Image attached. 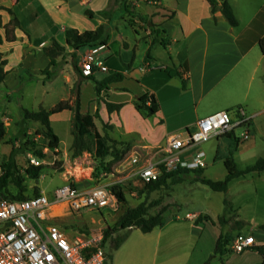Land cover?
<instances>
[{"label": "crops", "instance_id": "1", "mask_svg": "<svg viewBox=\"0 0 264 264\" xmlns=\"http://www.w3.org/2000/svg\"><path fill=\"white\" fill-rule=\"evenodd\" d=\"M130 1V5L124 7L120 0H0V7L11 10L20 25L14 30L16 40L13 43L4 41L0 45V53L6 60L5 77L0 84L1 121L9 125L15 119L23 120L22 111L28 109L14 105V101L22 96L25 83L38 82L44 89L41 91L43 95L46 93L45 83H54L63 91L59 102L72 101L78 94L80 113L94 114L98 109L100 120H95L96 126L98 121L113 126L112 131L118 130L122 136H134L131 138L149 152L163 147L173 136L186 139L188 132L195 131L196 121L203 117L229 110L235 119V109L243 108L250 118L249 141L237 143L233 138L231 142V137H227L224 143L227 156L219 155V145L213 157L223 163L229 159L236 166V159L254 152L256 139L261 134L258 124L264 125V54L259 46V40L264 37V0H228L238 21L236 27H230L219 10L212 14L206 0ZM21 4L24 7L17 12ZM28 10V15H24ZM11 18L7 11L0 10L2 27ZM99 26L108 28L107 43L97 47L96 54L107 71L93 69L91 74H86L82 72L81 54L89 49L73 52L66 45L65 32L74 29L83 33ZM2 27L0 34L3 36ZM127 27L134 33L132 36L128 35ZM51 40L65 49V58L55 59L54 66H50L43 51ZM53 67L58 69L57 73H51L50 77L42 74ZM166 72L169 78L162 74ZM112 74H121L122 80L108 84L107 89L101 91L98 103L96 83ZM144 95H153L157 101L158 112L152 119L142 118L134 107V101ZM40 101L41 97H34L31 103L35 109L29 111L38 110L42 106ZM106 102L122 107L108 113ZM58 103H52L45 110ZM56 115L66 116L71 123L70 111L52 116ZM71 144L72 140L67 144L65 154H61L59 140L56 156L47 145L45 148L53 158L60 153L65 161L71 156ZM195 147L184 151L181 158L191 159ZM231 150L234 151L230 155ZM226 175L227 171L224 178ZM261 175L264 171L230 180L226 196L232 183L248 177L259 179ZM112 183L116 182L100 185ZM25 185L28 195V189L35 184L31 183L28 188L25 181ZM41 193H44L42 189ZM224 214L227 223L220 225L217 219ZM204 215H208L214 224L195 225L198 215L186 214L184 218L178 215L167 217L163 227L147 234L138 229L129 230L122 244L110 252L111 264H213L218 261L229 264L224 263L228 254L220 260L214 255V249L219 235L226 236L230 231H233L231 236H226L229 243L237 234L252 235L255 239L254 247L235 254L253 255L246 256L242 264L262 263L257 249L264 246V231L260 229L264 226L263 221L245 216L241 206L231 201L222 209L221 215ZM236 222L242 224L235 226L236 230H230ZM209 227H219V231L206 232Z\"/></svg>", "mask_w": 264, "mask_h": 264}, {"label": "rangeland", "instance_id": "2", "mask_svg": "<svg viewBox=\"0 0 264 264\" xmlns=\"http://www.w3.org/2000/svg\"><path fill=\"white\" fill-rule=\"evenodd\" d=\"M120 1H122V5L124 7H128L130 2H132L130 0L128 3V0ZM148 1L153 0H146V2ZM23 7L24 4H21L17 8V12L22 10ZM28 12L30 11L28 10L24 13V15L27 16ZM22 14L23 13H20V15ZM117 16L118 15L114 17ZM126 31H128L129 36L134 34L129 27H127ZM81 55L84 56L85 52H82ZM62 64L64 63L62 62ZM46 70L47 72L53 74L58 71L56 67H53L51 70ZM89 83L93 86L91 82ZM55 86L57 85H54V83H45L46 93L43 95L41 91L44 89L41 84H38L36 81L27 82L25 83V86H23L22 96L18 101H14V105H22V107L28 110H31V108L35 109V106L31 102L34 97L38 96L42 99L39 104L42 105L40 107L46 109V107L48 108L52 103H58L60 96L63 94L62 89ZM96 123L98 126L97 128L101 131V124L98 121ZM258 125L261 134L256 139L257 147L254 152L248 153L245 156L236 159V168L240 171L253 165L259 158L264 157V125ZM5 126L6 135L0 140V166L6 161L8 151L14 148L17 152L16 162L23 172V170L27 167V163H29L30 156L33 157L32 153H28L26 148L23 147L26 140L34 141L37 148L42 150L43 153L48 156L41 160L33 157L38 163H40L39 166L41 167V170L37 181L31 182L29 179L25 180L28 188L31 187V183L35 184V187L31 190L28 189L29 194L27 196L34 194L33 191L35 188H37L39 193H41L42 189L44 193L48 194L64 184H70L78 189H86L100 184L117 182V180H120L122 177H126V175L130 173L131 170L129 169V161L134 154L145 155L147 153V151L140 146V143L136 141L135 138H131L134 136H122L118 134L117 130L111 131L109 134L112 139L119 142V144L115 145L118 151L122 153L119 160L114 161L110 156H108L103 161H100L88 154L85 156L83 154L81 158L71 159V157H68L64 161L61 154H65L67 151V144L72 140V136L70 134L71 126L66 116L56 115L51 117V127L60 140L59 148L62 152L61 154L59 153L57 158H53L51 156V152L45 148L47 143L46 140H44L42 136H36V131L39 132L41 130V126L39 124L15 119L14 122ZM243 130L244 129L242 127L236 128L230 141L232 142L233 138L238 139ZM227 140V137H221L219 139L213 137L200 143L197 147L192 149V153L194 152V154L196 151L204 152L205 154L204 168H196L203 170L202 176L204 178L213 181H221L224 179V175L226 173L224 164L222 160L216 161L213 157L219 145V155L224 158L227 156L226 146L224 145ZM247 141L249 140L243 142ZM243 142L239 140L237 141V143ZM233 151L234 150H231L230 155ZM182 178L183 181L180 184L171 185L169 188L164 187L163 189L155 191L149 195L144 194L141 196L136 192L127 194L126 202L121 204L120 209L115 213H109L106 211L97 212L95 210H83L78 213H71L67 211L61 212L62 207H59V209L54 210L55 212H53L52 216L55 217L51 218L50 223L66 230L69 235L89 237L102 233L107 226L113 227L125 210L136 207L141 202H145L147 205H152L151 212L167 207L168 210L166 212V217L178 215L184 218L186 214L199 215L204 213L217 217L218 215H221L222 209L227 207L229 201L239 204L241 206V211L245 216L254 221L260 220L264 222V175H261V178L259 179L255 177L251 179L248 177L245 180L242 179V181L232 183L229 186L228 196H226L225 193L214 192L207 186L197 182L196 177L193 174H187ZM142 186L143 185L139 183L132 184L133 188L141 189ZM12 191L15 193L14 188H12ZM226 198L228 200H226ZM222 217L227 223L225 214L222 215ZM235 226H238V222L234 223L232 226L234 228L230 230H236ZM208 230L219 231V227L214 229L209 227L205 231L208 232ZM125 233L126 231L124 230L117 231L110 239H108L103 246L106 257L107 254H110L112 251L114 240L124 236ZM232 233L233 231H230L226 234V236L230 237ZM261 248L264 249V246H261ZM246 256L253 255L248 253L242 254L241 256L228 254L224 263L227 261L229 264H242V260ZM111 259L112 257L107 258L106 264H111ZM219 262L220 261L213 264H222Z\"/></svg>", "mask_w": 264, "mask_h": 264}, {"label": "trees", "instance_id": "3", "mask_svg": "<svg viewBox=\"0 0 264 264\" xmlns=\"http://www.w3.org/2000/svg\"><path fill=\"white\" fill-rule=\"evenodd\" d=\"M211 7L212 14L216 10H219L228 23L230 27L238 26V21L234 15L232 7L228 3V0H206ZM0 10L7 11L11 16L10 22L1 26L4 30V35L0 34V45L5 41L8 43H13L16 40L14 35V30L19 28V21L14 16L13 12L9 9L0 7ZM66 45L70 47L73 52L83 51L85 49L94 48L98 46H104L108 40V28L106 26H99L97 29L92 31H85L79 33L77 30L68 29L65 32ZM162 45H166V42H162ZM259 46L261 52L264 54V37L259 40ZM44 54L50 61V66L55 65V59L64 55L65 49L61 47L55 40H51L48 47L43 49ZM149 57V56H147ZM6 60L0 53V84L3 82L5 77ZM78 71V68H76ZM47 77L51 76V73L47 70L42 71ZM169 78V73H162ZM122 80L121 74H112L105 78L102 82L96 83L95 93L96 100L99 103L100 93L103 89H107V85L113 82H118ZM108 113L119 111L122 107L121 104H111L105 103ZM134 107L140 116L144 119H152L158 112V104L153 95H144L134 101ZM63 111H70L72 113L71 118V129L70 134L72 136V144L70 147L71 159L81 157L83 154H89L95 159L103 161L106 157L110 156L112 160L117 161L120 159L121 154L115 147L116 142L111 138L109 131L113 130V126L108 124H101V131L98 130L95 120H100L98 109L94 114H82L80 113V103L78 99V94L75 95L74 99L71 101H61L56 104L50 110H45L44 108H39L36 111L23 110V120L25 122L38 123L41 126V130L36 131V136H42L46 140V145L53 155H57V149L59 144V139L53 132L50 125V116L59 114ZM6 135V128L4 123L0 119V140ZM225 137H232V133L224 135ZM238 141V139H237ZM28 153H32V156L38 160L45 159L47 154L43 153L42 150L37 148L34 141L26 140L23 144ZM17 152L12 148L5 162L0 166V198H6L10 200H22L27 199L31 196H38L40 193L37 188L34 189V194L27 196L25 180L29 179L32 181H37L39 179L41 167L33 166L27 163L25 170H21L16 162ZM224 167L227 171V175L221 181H213L202 176V169H183L177 170L172 173H165L161 178L150 184H145L141 189L133 188L131 182H126L124 184H115L110 187L112 192L117 197L120 205L126 202L127 194L136 192L138 195H149L155 191L161 190L164 187L169 188V186L178 185L183 181V176L187 174H193L196 177V181L207 186L210 190L214 192L225 193L228 189V184L230 180L246 176L253 173H260L264 171V158H259L253 165L246 167L244 170L240 171L236 168L233 162L229 159L224 160ZM15 189V193L12 191ZM152 205H147L145 202H141L136 207L129 208L125 210L113 227H106L102 231L103 239L102 245L110 239L117 231H126L125 235L114 240L112 250H116L128 235V231L131 229H138L143 234L152 232L155 228L163 227L166 223V212L167 207H163L158 211L151 212ZM203 222H208L214 224L213 220L204 214H199L194 221L195 225H199ZM218 223L221 225L225 223L223 217H218ZM241 224V222H238ZM260 229L264 231V226H260ZM66 231V230H65ZM229 240L223 234H220L215 245L214 255L218 256L220 260L230 253ZM257 252L262 257V263L264 264V249L258 248ZM111 253L107 254V258H111ZM208 264V262L204 263Z\"/></svg>", "mask_w": 264, "mask_h": 264}, {"label": "built area", "instance_id": "4", "mask_svg": "<svg viewBox=\"0 0 264 264\" xmlns=\"http://www.w3.org/2000/svg\"><path fill=\"white\" fill-rule=\"evenodd\" d=\"M98 50L97 47L89 48L85 53L82 72L91 74L93 69L107 71L96 56ZM234 112L235 119L229 110L212 113L197 120L195 131L188 132L186 139L173 136L161 148L145 155L134 154L129 161L130 173L116 183L85 190L65 184L51 193H40L27 199L0 198V264H106L102 233L89 237L69 235L67 231L50 223L51 218L55 217L52 216L54 210L62 207L61 212L95 210L115 213L121 205L110 189L111 186L126 182L145 185L159 180L165 173L204 168L203 152H196L188 161L183 160L181 154L210 138L233 134L239 127L244 130L238 140H249L250 118L243 108H236ZM29 163L36 167L40 165L31 156ZM255 245L252 235L237 234L229 243L228 249L230 253L240 254Z\"/></svg>", "mask_w": 264, "mask_h": 264}]
</instances>
